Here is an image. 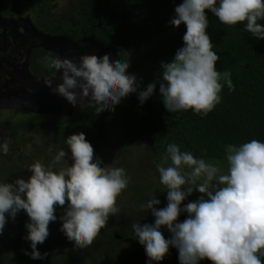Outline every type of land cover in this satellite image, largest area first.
Returning <instances> with one entry per match:
<instances>
[{"label":"clouds","instance_id":"1","mask_svg":"<svg viewBox=\"0 0 264 264\" xmlns=\"http://www.w3.org/2000/svg\"><path fill=\"white\" fill-rule=\"evenodd\" d=\"M205 9L224 24L244 22L245 30L264 39V23L258 22L264 20V0H181L168 23L186 26L184 43L170 61L160 62L159 75L146 87L127 71L129 58L113 62L107 53L82 54L78 61L45 55L42 62L59 71L61 82L53 86L52 79H46L44 84L73 105L87 97L98 113L114 111L130 93H136L142 105L158 86L168 112L191 109L204 116L220 102L224 84L230 91L234 87L230 70L216 67L219 56L206 31ZM65 143L67 149L59 148L48 163H31L27 178H0V234L24 210L28 219L23 239L31 251H23L33 259L47 255L37 245L49 235L50 221L58 219L60 230L77 248L90 246L109 216L119 212L117 197L130 180L124 167L106 165L97 157L83 131L69 134ZM225 150L226 172L175 142L166 145L155 167L167 202L156 207L161 201L152 196L139 207L150 210L153 222L131 224L146 264L163 260L170 246L177 249L180 264H199L205 258L212 264H264V141L229 143ZM8 152L9 139H0V153ZM194 190L202 195L182 203ZM58 206L64 209L59 217ZM181 213H187L183 220L178 219ZM162 229L170 233L167 238Z\"/></svg>","mask_w":264,"mask_h":264},{"label":"trees","instance_id":"2","mask_svg":"<svg viewBox=\"0 0 264 264\" xmlns=\"http://www.w3.org/2000/svg\"><path fill=\"white\" fill-rule=\"evenodd\" d=\"M180 2L77 0L63 19L53 22L48 17L51 0H0V14L16 15L27 9L31 12L32 23L48 34L66 37L75 43L84 37L92 38L103 46L114 62L129 58L127 71L136 74L143 88L159 75L160 62L170 61L184 43L182 36L186 26L168 23L175 15V5ZM205 12L209 19L206 31L219 56L216 67L219 71L230 70L234 85L230 91L224 84L220 102L208 114L200 116L191 109L168 112L157 86L142 105L135 93L139 105L121 100L114 111L105 113H98L94 103L89 101L67 116L22 111L25 115L20 120L0 119V131L10 133L12 138L14 133L26 130L40 136L52 135L57 144L65 141L69 134L83 131L94 147L93 129L98 124H110L119 133L143 136L149 151L159 158V162L170 142L177 143L181 150L192 151L194 156L227 162L226 144H240L253 138L264 141V39L245 30L244 22L224 24L210 10L205 9ZM258 22L264 23V20ZM49 54L44 53L39 58L34 65L35 72L47 75L54 70L42 62ZM14 174L11 173L8 179L14 178ZM135 190H140V186ZM141 191L138 195L140 204L148 200L144 190ZM127 229L122 225L112 230L119 235V243L130 242ZM106 236L112 237L111 232ZM112 258L113 254H109L103 264H112ZM260 259L264 262V256ZM153 264H180L177 249L170 246L165 258Z\"/></svg>","mask_w":264,"mask_h":264},{"label":"rangeland","instance_id":"3","mask_svg":"<svg viewBox=\"0 0 264 264\" xmlns=\"http://www.w3.org/2000/svg\"><path fill=\"white\" fill-rule=\"evenodd\" d=\"M51 2L48 17L54 22L63 19L67 10L74 6L77 0H51ZM22 14L31 16V12L27 9H23ZM17 110L19 109L0 108V119H22L25 114L22 115V111ZM13 135L14 138L10 133L0 131V139H9V152L0 153V178L3 179H8L11 173H15V177L27 178L30 174L28 166L35 160L48 163L59 148L67 149L65 141L54 143L52 135L40 136L28 130ZM93 135L96 140L94 150L97 157L106 165L124 167L130 177L127 188L117 197L119 212L109 216L93 243L83 249L77 248L75 242L70 241L60 230L62 221L59 219L50 221L49 235L43 243L37 245L38 249L42 253L47 252V255L43 259H33L23 251V249L29 251L31 249L30 242L23 239L26 232L24 223L28 217L24 210H20L14 220L6 223L3 234H0V264H103V260L107 261L109 254H113L114 257L112 264H146L148 258L144 247L133 237L131 224L151 223L154 220L150 210L139 207L138 195L142 189L147 199L156 195L161 201L156 207H163L167 202L165 188L159 182V174L155 167L159 158L149 151L145 138L139 133H119L110 124H98L93 129ZM211 162L216 163L222 171H227L228 162L219 160H211ZM68 163H71L70 159ZM136 186H140V190H135ZM200 195L202 194L194 190L182 203L195 200ZM63 211V206H58L56 215L58 217L63 215ZM186 215L187 213H181L178 219L183 220ZM122 225L129 229L126 230V234L131 238L128 243H119V235L112 231ZM107 232H111L112 237H107ZM162 234L166 238L170 235L167 230H162ZM199 264H212V261L205 258Z\"/></svg>","mask_w":264,"mask_h":264},{"label":"flooded vegetation","instance_id":"4","mask_svg":"<svg viewBox=\"0 0 264 264\" xmlns=\"http://www.w3.org/2000/svg\"><path fill=\"white\" fill-rule=\"evenodd\" d=\"M0 22L4 23L5 26L0 27V94H9L17 100L21 97H26L31 103L34 100L30 99L27 95H33L36 93L32 84L37 83L38 80H44L51 77L56 69H54L50 74L41 75L39 72H35L34 68L39 60V58L44 53H50L53 56H60V53L54 52L52 50L43 48L41 46H36L35 44H25L23 45L21 40L18 38L22 31L27 30L26 28H31L35 32H41L48 34L40 29H38L31 20V16L23 15L22 12L16 15H2L0 14ZM29 24V25H28ZM90 37L81 38L79 43L73 42L71 39L67 38L71 44L75 45L73 49H69L72 54L83 53L85 54L92 47V42L89 41ZM88 39V40H87ZM83 40H87L86 43ZM69 46L71 44L67 43ZM65 44V45H67ZM72 48V46H71ZM35 91V92H34ZM59 100V99H58ZM89 102H92L88 100ZM86 101V102H88ZM19 104L21 101L18 102ZM41 104L32 105L30 110L19 109L17 111H28L36 114H56V115H71L74 109L81 104L70 109L69 113L57 110V112L44 111L45 107L55 108L52 101L47 100L46 96L40 100ZM1 109H15L16 108H1Z\"/></svg>","mask_w":264,"mask_h":264},{"label":"water","instance_id":"5","mask_svg":"<svg viewBox=\"0 0 264 264\" xmlns=\"http://www.w3.org/2000/svg\"><path fill=\"white\" fill-rule=\"evenodd\" d=\"M29 25V24H28ZM29 31L31 32V33H33V34H36L39 38H41V39H56V40H61V41H63L64 42V45L65 44H67V43H69V44H71V42L70 41H68L67 40V38L66 37H63V36H59V35H47V34H43V33H41V32H35V31H33L31 28H29ZM29 32V33H30ZM88 40V39H87ZM87 40H83L84 42H82V44H84V43H86L87 42ZM89 41H91L92 42V47L90 46V50H88L85 54H88V53H96L98 56L99 55H103V54H105V53H107L105 50H104V48H103V46L101 45V44H99L97 41H95V40H93L92 38H89ZM34 44H36V43H34ZM36 45H38V46H41V47H43V48H46V49H49V50H52V51H54V52H57L55 49H52V48H48V47H44V46H42V45H39V44H36ZM70 46H72V48L71 47H69L70 49H73L74 47H75V45H73V44H71ZM70 52V51H69ZM83 53H76V54H72L73 56H72V59L73 60H77L78 61V59H79V56L80 55H82ZM108 54V53H107ZM109 55V54H108ZM109 57L111 58V56L109 55ZM112 59V58H111ZM113 60V59H112ZM114 62V61H113ZM54 78H60V73H59V71H55V73L51 76V77H49V78H47V79H54ZM61 79V78H60ZM45 81V80H44ZM55 81V80H54ZM59 83V82H58ZM77 91H79L78 89H77ZM40 95V94H39ZM14 97L13 96H10L9 94H0V108H16V109H25V110H30V108H31V106H32V103L30 102V100L28 99V98H26V97H21L20 99H19V97L17 98V100L18 101H20L21 100V104H19L18 103V101H16V99H15V102H12V99H13ZM43 98V95H40V96H38V95H36V98H35V102H40V100ZM84 99V101L83 102H86V101H88L87 100V97H84L83 98ZM121 100H126V101H128L129 102V104H132V105H135V106H137V105H139V103L134 99V93H130V94H128L127 96H125V97H123V98H121ZM91 101V100H90ZM81 104V103H80ZM77 105H79V103L78 104H76V105H71L68 109H67V111H64V112H66V113H69L70 112V109L71 108H73V107H75V106H77ZM42 108H44V111H52V112H57V110H60V108H57V107H55V108H52V107H45V106H42ZM63 111V110H62Z\"/></svg>","mask_w":264,"mask_h":264},{"label":"bare ground","instance_id":"6","mask_svg":"<svg viewBox=\"0 0 264 264\" xmlns=\"http://www.w3.org/2000/svg\"><path fill=\"white\" fill-rule=\"evenodd\" d=\"M3 26H5V24L0 22V27L2 28ZM26 29L27 30L22 31L20 33V35L18 36V38L21 40L23 45H25V44L31 45L32 43L33 44L36 43V44L42 45L44 47L46 46L48 48L55 49L56 51H58L60 53V56H62V57L67 56V57L72 59V56H73L72 52H69V49H70L69 47H71V46H69L68 44L64 45L63 41L56 40V39H45V38L41 39L36 34L31 33L28 28H26ZM36 46H38V45H36ZM44 80H46V79H44ZM44 80H38L37 83H35V84L33 83L32 86L34 87L36 93H34L33 95H27L26 94V96L30 97V99H32V100H35L36 95L46 96L47 100L52 101V103H54V106H56L57 108H60L61 110L67 111V109L73 104L69 103L67 101V99L64 98L63 96L50 91L49 86L44 84ZM52 81H53V86H54L56 83L61 82V79L60 78H54ZM12 102H15L14 98L12 99ZM36 104H37V102H35V101L32 103V105H36ZM38 104H41V103L38 102Z\"/></svg>","mask_w":264,"mask_h":264}]
</instances>
